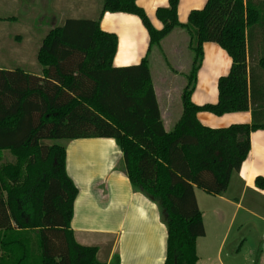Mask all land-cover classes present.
Returning a JSON list of instances; mask_svg holds the SVG:
<instances>
[{"label": "trees", "instance_id": "16d2710c", "mask_svg": "<svg viewBox=\"0 0 264 264\" xmlns=\"http://www.w3.org/2000/svg\"><path fill=\"white\" fill-rule=\"evenodd\" d=\"M137 1L104 0L98 20H68L52 30L38 54L43 77L0 69V155L14 159L0 166V264H106L98 247L76 240L71 225L79 190L66 170V147L54 144L97 138L115 140L134 190L159 207L168 230L165 264H198L197 240L206 230L196 188L224 195L250 154L251 134L264 131V20L258 10L264 0H209L185 25L178 20L180 0H170L157 11L161 31ZM107 12L138 16L151 47L177 28L189 34L193 69L171 132L147 59L114 67L118 37L101 29ZM205 43L218 44L233 64L219 80L218 103L197 106L192 96ZM245 112L251 124L223 129L198 119L200 113ZM256 187L264 191V177Z\"/></svg>", "mask_w": 264, "mask_h": 264}, {"label": "crops", "instance_id": "0c3cea01", "mask_svg": "<svg viewBox=\"0 0 264 264\" xmlns=\"http://www.w3.org/2000/svg\"><path fill=\"white\" fill-rule=\"evenodd\" d=\"M10 1L22 12L12 21L22 31L10 34V40L15 36L16 43L10 42V68L0 69L23 70L40 77L43 67L38 54L49 33L68 20H98L104 4V0ZM169 1L138 0L137 4L161 31L164 25L157 11L168 8ZM208 1L180 0L179 22L187 24L191 12L203 10ZM101 29L118 37L115 68L138 66L147 59L162 121L171 132L183 114L184 83H179L177 70L170 63L175 54H180L181 45L186 54L189 52L191 39L186 30L177 28L159 46L151 47L149 32L138 16L107 12L101 17ZM35 31L44 32L37 47L32 43ZM203 49L204 61L192 96L197 106L218 103L219 80L229 75L233 64L218 44L205 43ZM179 65L181 72L183 66ZM198 119L208 128L223 129L251 124L252 114L218 117L200 113ZM65 147L66 170L79 190L71 225L78 243L98 247V259L106 264L115 256L120 264H165L168 230L159 207L134 190L115 140L81 139L67 142ZM258 177H264V131L251 134L250 154L240 172L233 174L224 195L211 196L196 188L206 230V235L197 240L198 264H264V191L256 187ZM103 251L105 259L101 257Z\"/></svg>", "mask_w": 264, "mask_h": 264}, {"label": "rangeland", "instance_id": "374dc122", "mask_svg": "<svg viewBox=\"0 0 264 264\" xmlns=\"http://www.w3.org/2000/svg\"><path fill=\"white\" fill-rule=\"evenodd\" d=\"M21 1L22 0H19V4H21ZM259 9H260L262 19L264 20V7H259L258 10ZM21 13H20L19 6L18 7L14 6V2L11 5L10 0H0V66H4V68H10V42L12 44H16L14 42L15 36L11 37V40H10V34L16 35L17 33L22 31V27L21 26L19 27V24L12 22L13 17L17 16V14H21ZM43 34H44V32L35 31L34 36H32V38L34 39V40L32 39V43L36 44V47L40 45ZM35 39H36V41H35ZM190 44H191V40H190L189 45H188V51H189L188 54H186L185 46L181 45V48L179 50L180 54L174 55L175 59H174V61H172V64L169 62L170 65L172 67H175V69L177 70V71H175V74L177 76H179V78H178L179 83L180 82L182 83V81L184 83L183 91H184L185 87L188 85L189 81H188L187 77L191 74V71L193 69L194 57H195L193 51L190 48ZM263 44H264V39H263ZM157 46H159V45H157ZM260 51H261V48L259 46V47H257V53L254 55V63H255L256 59L260 58ZM170 58L173 59V57L171 55H170ZM179 64H182L181 66H183L182 67L183 70L181 72L178 70L179 69L178 66H180ZM176 83H178V82H176ZM66 143L67 142H55L54 144L66 146ZM50 144H53V143H50ZM13 161H14L13 156L10 155L9 152H5L2 155H0V166L8 165V164H10V162H13ZM235 233L238 234L239 231L236 230ZM102 254H103L101 256L102 259H105V252L103 251Z\"/></svg>", "mask_w": 264, "mask_h": 264}]
</instances>
